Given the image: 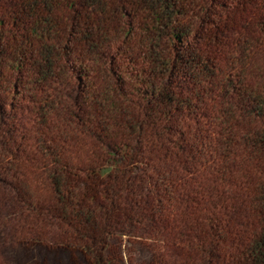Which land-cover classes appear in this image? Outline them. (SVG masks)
<instances>
[{
	"label": "trees",
	"instance_id": "trees-1",
	"mask_svg": "<svg viewBox=\"0 0 264 264\" xmlns=\"http://www.w3.org/2000/svg\"><path fill=\"white\" fill-rule=\"evenodd\" d=\"M10 219L83 264H264V0H0Z\"/></svg>",
	"mask_w": 264,
	"mask_h": 264
},
{
	"label": "rangeland",
	"instance_id": "rangeland-1",
	"mask_svg": "<svg viewBox=\"0 0 264 264\" xmlns=\"http://www.w3.org/2000/svg\"><path fill=\"white\" fill-rule=\"evenodd\" d=\"M20 223L10 219L0 226V264H83L78 262L72 251H65L55 247L38 246L33 250H27L17 245L21 238ZM149 244V243H147ZM140 251V244L133 246V264H140L142 259L149 258L156 253L164 252L162 247L150 245L149 251L143 248ZM149 247V246H148Z\"/></svg>",
	"mask_w": 264,
	"mask_h": 264
}]
</instances>
